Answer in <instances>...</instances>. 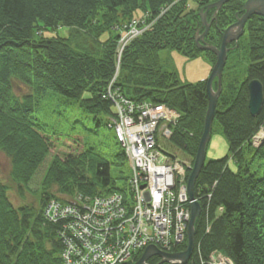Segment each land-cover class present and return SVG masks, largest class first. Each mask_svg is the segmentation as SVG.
Segmentation results:
<instances>
[{
  "label": "trees",
  "instance_id": "trees-1",
  "mask_svg": "<svg viewBox=\"0 0 264 264\" xmlns=\"http://www.w3.org/2000/svg\"><path fill=\"white\" fill-rule=\"evenodd\" d=\"M215 1L0 0V153L11 160L10 177L18 195L27 193L28 183L46 160H56L41 174L39 210L13 208L6 186L0 182V264H62L57 227L41 214L50 199H58L50 191L53 185L67 199L116 191L110 175L113 163L92 148L60 158L51 152L55 141L30 117L36 99L45 91L76 104L96 126L111 128L115 109L103 94L116 73L112 88L123 97L166 105L178 113L170 144L194 158L207 109L206 80L179 84L175 74L162 70L158 51L175 50L190 59L203 54L213 65L215 56L198 50L193 41L200 28L199 11ZM245 1L230 0L222 6L204 42L219 47L222 30L235 22L236 14L242 15ZM145 12L151 15V26L126 45L116 72L119 37L115 27ZM212 14L208 10V19ZM60 28L67 29V37L57 34ZM49 31L53 35L46 36ZM245 35L246 74L239 81L235 77L224 80L225 64L212 122V126L218 124L230 155L205 162L196 178L194 196L200 198L203 210L193 226V237L194 247L204 258L217 251L234 264H264V142L257 148L251 142L264 127V101L255 118L247 105L249 81L258 80L264 96V18H248L241 38ZM228 48L227 58L239 48V40L236 48L234 44ZM14 82L28 93L18 98ZM216 86L214 81L213 88ZM245 149L252 153L250 158L263 160L260 176L243 165ZM115 157V165L127 163L123 150ZM157 262L158 258L148 261Z\"/></svg>",
  "mask_w": 264,
  "mask_h": 264
},
{
  "label": "built area",
  "instance_id": "built-area-1",
  "mask_svg": "<svg viewBox=\"0 0 264 264\" xmlns=\"http://www.w3.org/2000/svg\"><path fill=\"white\" fill-rule=\"evenodd\" d=\"M143 23L133 22L122 33L117 59L125 45L145 30ZM104 98L114 103L115 137L130 168L129 194L77 197L70 204L47 205L46 218L58 226L62 264H132L149 245L169 252L186 238L191 202L184 175L190 163L167 156L161 148L177 113L160 105L134 103L110 86ZM194 201L200 203V198L195 196ZM192 258L195 264H233L219 252L203 258L198 248Z\"/></svg>",
  "mask_w": 264,
  "mask_h": 264
},
{
  "label": "rangeland",
  "instance_id": "rangeland-1",
  "mask_svg": "<svg viewBox=\"0 0 264 264\" xmlns=\"http://www.w3.org/2000/svg\"><path fill=\"white\" fill-rule=\"evenodd\" d=\"M189 3L191 4L190 0ZM162 14V12L159 13L158 17ZM144 18L149 19L147 12L136 13L127 23L121 24L123 25V30L129 29L133 22H143ZM122 27L120 26L121 29ZM57 34L67 37L68 31L65 28H60ZM45 35L51 36L53 34L49 31ZM245 39L246 35L238 39L239 48L229 54L227 60H225L224 80L228 77H235L239 81L245 76L246 68L249 64L245 50ZM158 57L162 70L175 74L179 84H195L198 81L206 79L212 67L211 62H209L210 60L203 54L190 59L181 52L161 49L158 51ZM13 92L18 98H21L28 93V89L14 82ZM44 93L40 99H36L35 109L31 112L30 117L32 121L43 125L45 134L55 141L51 152L60 158L67 153H78L79 151L92 148L91 150L96 154L113 163L110 165V175L115 180V190L128 193L130 169L126 162L122 166L114 164L116 160L115 156L122 151V148L115 140L113 129L106 126H96L95 121L90 116L84 114L76 104L65 102L60 95L50 91H45ZM111 121L112 119H110ZM209 134L210 139L206 147L205 162L219 159L225 155L229 157L228 143L221 133L218 124H213L211 133ZM174 150L180 158L186 157L182 151H178L175 147ZM251 154L247 149L244 150L245 161L243 165L248 166L250 173L253 172L256 176H260L263 160L254 156L250 158ZM55 161L50 158L46 160L36 172L31 182L28 183L27 193L25 192L23 196H19L16 184L10 177L11 160L0 153V182L6 186V195L13 208L28 207L34 210L40 209V205H38V189L40 186L39 182H41L43 176L41 174H46L49 168L52 167V164H55ZM50 191L57 196V200H62V197L66 198L59 193V186L57 185H53Z\"/></svg>",
  "mask_w": 264,
  "mask_h": 264
},
{
  "label": "water",
  "instance_id": "water-1",
  "mask_svg": "<svg viewBox=\"0 0 264 264\" xmlns=\"http://www.w3.org/2000/svg\"><path fill=\"white\" fill-rule=\"evenodd\" d=\"M230 0H218L207 6L205 10L199 11L200 28H204L202 33L195 31L194 41L198 50L211 52L215 56L214 64L210 70L209 76L205 82V91L207 95V109L203 121V129L198 144L196 153L194 154L192 168L189 171L186 181V192L191 202L190 219L187 227V244L185 250L176 253H164L159 251L154 246H148L144 249L140 258L134 264H147V259L158 256L159 261L156 264H186L191 257L194 246V224L196 218L200 214V206L196 201H193V191L196 178L200 174L205 161L206 146L210 139L212 122L215 115L216 104L221 91L222 71L227 59L228 45L233 43L237 47V42L244 33V26L248 18L253 15L264 18V0H246L243 4L242 15H235V22L223 29L221 32V40L219 47L209 45L204 41V37L209 30L212 20L215 18L220 8ZM214 10L212 17L207 20V10ZM216 82V89L213 88V82ZM248 91V111L251 117L255 118L259 115L263 105V87L258 80H251L247 84Z\"/></svg>",
  "mask_w": 264,
  "mask_h": 264
}]
</instances>
